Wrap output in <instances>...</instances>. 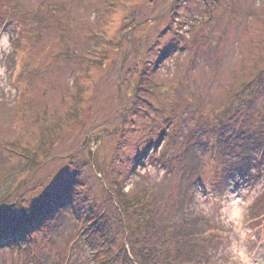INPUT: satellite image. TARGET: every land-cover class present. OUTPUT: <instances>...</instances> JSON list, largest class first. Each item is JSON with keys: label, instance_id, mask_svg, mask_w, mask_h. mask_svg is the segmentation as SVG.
<instances>
[{"label": "rangeland", "instance_id": "374dc122", "mask_svg": "<svg viewBox=\"0 0 264 264\" xmlns=\"http://www.w3.org/2000/svg\"><path fill=\"white\" fill-rule=\"evenodd\" d=\"M0 33V264H23L8 248L32 240L35 264H93L87 234L138 264L144 223L122 201L145 191L159 224L180 202L183 232L218 231L213 253L223 237L193 190L252 199L264 264V0H0ZM151 58L152 93L136 92L122 72Z\"/></svg>", "mask_w": 264, "mask_h": 264}, {"label": "trees", "instance_id": "16d2710c", "mask_svg": "<svg viewBox=\"0 0 264 264\" xmlns=\"http://www.w3.org/2000/svg\"><path fill=\"white\" fill-rule=\"evenodd\" d=\"M110 8H117L115 4H111ZM131 36V35H130ZM99 38L95 41L97 45ZM91 53L93 51L91 50H85V53L81 55V64L79 65L80 71L82 70L83 74L88 69L87 65L89 62H91ZM88 63H87V61ZM152 58L149 59V61H143V64L147 67L141 68H129L125 72H122V74L126 77V79H130L133 74L138 72V76L136 78L135 84H132L136 92H150L152 93V87L150 86V77L147 75V71L149 70V67L152 63ZM85 75V74H84ZM121 76V74H120ZM127 80V81H128ZM122 98V97H121ZM135 99L137 103L139 101L141 102L143 99L140 97V95H135ZM145 102V101H144ZM125 113H123L124 115ZM15 153V150H14ZM18 157H23L22 155H19ZM25 159V158H24ZM126 195V194H125ZM155 194L153 191L144 192V194L140 197H135L132 199V201H122L123 208L130 213H138L141 219V222L144 223V227L142 228L141 235L143 238L144 243V249H138L133 251L135 254L136 261L138 264H216V261L212 255L211 252H207L210 245H216L215 242H218L221 237H219V233L217 231V234L214 233H208L206 230H202L198 232L197 234H186V232H183L182 225L183 220L179 217V210L181 209L179 206H182L180 202H176L173 209H174V217L173 221L176 220L174 223L172 221L171 226L169 225V221L171 220L172 216L169 214H164L163 219L160 220L162 224L158 223V212L160 207H157L156 202L157 198L154 196ZM73 212H76V210H72ZM80 211L78 210V214L76 216L77 220L79 221L80 217ZM83 213V212H82ZM45 215V213L43 214ZM46 217V216H45ZM47 219L49 217H46ZM38 219V218H37ZM181 222V225L179 223ZM38 220H28V218L25 221L26 226L22 227L21 231L26 232L30 228H32L34 225H36ZM1 225V222H0ZM162 225V226H161ZM141 227V224H140ZM211 230H215L214 228H211ZM20 232V233H22ZM169 232V235H168ZM207 242L208 245L207 248H200L199 254H189L190 257H187V255H182L180 252L184 249L187 250V248H192V246L198 244L199 242ZM35 240H32L29 243H25L26 245L20 247H10L11 252L18 253L20 256V260L23 261V264H35V258H34V252H33V244ZM90 242H92L90 244ZM80 246L88 247L91 249V260L93 264H111L112 261L110 260V257L108 258L107 255L103 254L102 252L99 253L98 251H94L96 248L95 242L90 238V234H87L86 236H82L79 240ZM0 245H5V242L2 241ZM98 245V243H97ZM218 245V244H217ZM218 249L217 247H214V250ZM99 250L100 246H99ZM201 255V256H200ZM71 254L66 253L64 257L63 263H69V260L71 259ZM100 257V258H99ZM125 258V257H124ZM203 260H200L202 259ZM115 259V257H114ZM127 259V258H126ZM193 259V260H192Z\"/></svg>", "mask_w": 264, "mask_h": 264}, {"label": "clouds", "instance_id": "9594fccd", "mask_svg": "<svg viewBox=\"0 0 264 264\" xmlns=\"http://www.w3.org/2000/svg\"><path fill=\"white\" fill-rule=\"evenodd\" d=\"M0 46L5 52L12 50L8 33H0ZM252 199L235 196L204 194L199 190L192 192V211L194 215L212 219L220 228L223 243L212 253L216 264H255L250 241L255 240L249 227Z\"/></svg>", "mask_w": 264, "mask_h": 264}, {"label": "water", "instance_id": "95a60500", "mask_svg": "<svg viewBox=\"0 0 264 264\" xmlns=\"http://www.w3.org/2000/svg\"><path fill=\"white\" fill-rule=\"evenodd\" d=\"M157 18H158V17H157ZM157 18H151V19L146 20V21H148V22L151 21V22H152V21H155V19H157Z\"/></svg>", "mask_w": 264, "mask_h": 264}]
</instances>
